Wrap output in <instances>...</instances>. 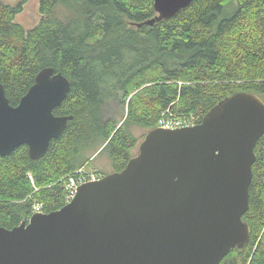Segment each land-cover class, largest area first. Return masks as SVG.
<instances>
[{
    "label": "trees",
    "instance_id": "1",
    "mask_svg": "<svg viewBox=\"0 0 264 264\" xmlns=\"http://www.w3.org/2000/svg\"><path fill=\"white\" fill-rule=\"evenodd\" d=\"M155 0H40L43 20L26 30L16 22L23 4L0 0V82L12 106L52 67L71 81L57 116H74L46 155L33 160L26 145L0 156V227L66 205L69 176L87 167L102 147L122 171L140 140L163 115L195 116L197 124L220 101L251 92L264 100V0H197L175 17L138 27L157 16ZM114 102L127 117L106 119ZM244 220L251 239L220 264H264V135ZM31 176V178H30Z\"/></svg>",
    "mask_w": 264,
    "mask_h": 264
},
{
    "label": "water",
    "instance_id": "2",
    "mask_svg": "<svg viewBox=\"0 0 264 264\" xmlns=\"http://www.w3.org/2000/svg\"><path fill=\"white\" fill-rule=\"evenodd\" d=\"M197 0H155L175 17ZM71 81L52 67L12 106L0 82V156L26 145L33 160L74 116H57ZM264 135V100L237 92L191 127L147 132L120 172L81 185L61 210L0 227V264H220L251 239L244 220Z\"/></svg>",
    "mask_w": 264,
    "mask_h": 264
},
{
    "label": "rangeland",
    "instance_id": "3",
    "mask_svg": "<svg viewBox=\"0 0 264 264\" xmlns=\"http://www.w3.org/2000/svg\"><path fill=\"white\" fill-rule=\"evenodd\" d=\"M4 3L15 6L19 3L23 4V12L16 18V22L22 25L26 30H31L36 27L42 20L43 16L40 12V0H2ZM106 119L113 117L118 123L125 121L127 117V110H123L119 105L114 102H109L107 108H105ZM133 133L140 140V143L145 139L147 129L140 127H132ZM139 143V145H140ZM139 145L135 148V155L138 153ZM102 147L92 150L87 153L86 157L89 158L87 162L88 169L91 172L97 173V176L102 178L113 172L112 163L109 157L101 153ZM134 155V156H135Z\"/></svg>",
    "mask_w": 264,
    "mask_h": 264
},
{
    "label": "built area",
    "instance_id": "4",
    "mask_svg": "<svg viewBox=\"0 0 264 264\" xmlns=\"http://www.w3.org/2000/svg\"><path fill=\"white\" fill-rule=\"evenodd\" d=\"M167 113H169V115H163L158 127L166 129H178L197 125V118L193 115L188 117L184 115L175 116L170 112ZM101 179V176H97V173L91 172L87 167H84L77 171L74 175L69 176L66 183V204L70 203L76 197L78 189L81 185L88 182H97ZM33 213H44L42 211V205H35Z\"/></svg>",
    "mask_w": 264,
    "mask_h": 264
},
{
    "label": "bare ground",
    "instance_id": "5",
    "mask_svg": "<svg viewBox=\"0 0 264 264\" xmlns=\"http://www.w3.org/2000/svg\"><path fill=\"white\" fill-rule=\"evenodd\" d=\"M173 115V114H172ZM30 178H31V176H30ZM66 192H67V190H66Z\"/></svg>",
    "mask_w": 264,
    "mask_h": 264
}]
</instances>
